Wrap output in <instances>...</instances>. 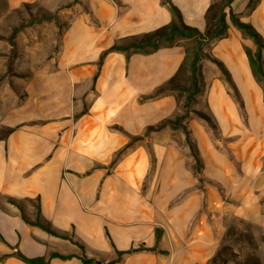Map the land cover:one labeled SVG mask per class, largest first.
Masks as SVG:
<instances>
[{
	"label": "crops",
	"instance_id": "crops-1",
	"mask_svg": "<svg viewBox=\"0 0 264 264\" xmlns=\"http://www.w3.org/2000/svg\"><path fill=\"white\" fill-rule=\"evenodd\" d=\"M187 26L206 30L215 0H170ZM49 68L28 84L25 98L0 117V258L20 250L81 254L69 240L28 225L8 202L39 199L43 218L85 246V254L116 264H209L227 228L264 232V90L246 51H256L230 12L264 39V0H233L227 37L205 52L221 62L231 84L209 60L196 110L184 121L202 161V179L188 165L185 135L171 128L127 145L150 126L181 112L180 93L149 98L174 80L191 42L150 54L110 51L130 36L173 20L163 0H82ZM102 59V64L99 62ZM264 69V50L262 51ZM11 129L10 133L7 130ZM158 231V238H157ZM155 249V251H152ZM0 264H26L16 257ZM49 264H83L78 258Z\"/></svg>",
	"mask_w": 264,
	"mask_h": 264
},
{
	"label": "rangeland",
	"instance_id": "rangeland-1",
	"mask_svg": "<svg viewBox=\"0 0 264 264\" xmlns=\"http://www.w3.org/2000/svg\"><path fill=\"white\" fill-rule=\"evenodd\" d=\"M81 8L87 9L82 0H0V117L25 98L27 86L35 75L53 64L63 34L76 10ZM192 45L189 43V47ZM170 86L168 92L180 93L179 104L183 107L185 97L191 93L187 75H178ZM197 104L195 100L182 111L188 116L191 112L195 115ZM5 132L0 128V136ZM183 145L188 148L189 167L197 172L200 167L186 135ZM20 204L32 219L35 201ZM215 257V262L209 264H264V232L256 226L233 223L227 228Z\"/></svg>",
	"mask_w": 264,
	"mask_h": 264
},
{
	"label": "trees",
	"instance_id": "trees-1",
	"mask_svg": "<svg viewBox=\"0 0 264 264\" xmlns=\"http://www.w3.org/2000/svg\"><path fill=\"white\" fill-rule=\"evenodd\" d=\"M232 1L233 0H221L220 2H216L215 0L207 10V13L205 15L206 30L205 32H200L198 29L187 26L184 23L183 16L180 10L173 3H171L170 0H163V3L167 5L173 16V20L169 24L152 32H148L138 36L127 37L123 39L121 43L113 45L109 50H107L103 54V57L106 53L110 51H122V52L135 51L142 54H150L162 47L173 46L179 40L182 39L191 40L190 43H192L193 45L190 47L188 45L186 49V56L184 63L178 73V75L180 74L187 75L191 90V93H189L185 97L186 101L184 106L183 107L180 106L181 112L173 119H166L161 121L159 124L155 126L148 127L142 135L131 137L127 147L133 145V143L136 141L148 138L151 133L158 132L165 128H171L173 130H182L186 135V141L190 145L193 151V155L200 167L199 169H197V172H195V175H197L200 178V180L202 179L201 177L202 161L199 156V152L197 150L195 143L190 138L189 130L184 125V121L187 119L188 114L183 112L182 108L188 107L190 103H192L195 100L197 101V95L201 92V84L203 80V75L201 71V62L203 60H209L213 64H215L221 70L226 81L231 84L229 74L224 68L223 64L218 60H216L215 58L208 55L205 52V48L210 42L227 37L229 25L227 23L226 10L230 8ZM229 18L233 26L236 27L243 34V36L251 39L256 46L255 52L247 50L246 53L248 56L249 64L252 69L253 75L257 80V82L263 87L264 90V69L262 62L264 39L251 25L243 23L234 13L230 12ZM103 57H101L99 65L102 64ZM173 81L174 80H171L169 83L159 87L153 95L148 97V99L155 98L171 90L172 86L170 85ZM193 112L199 119L205 121L211 128L215 129V126L211 118L204 111L195 109L193 110ZM10 132L11 129H8L7 133ZM29 201H35V213L32 219L26 216L20 204L21 201L8 198V202L15 205L19 209L23 217V220L28 225L37 227L41 229L43 232L53 237L60 238L63 240H69L72 244L76 245L80 249L81 254L63 255L57 252H50L46 258L44 257L29 258L25 256L20 250L17 249L16 252L12 254L2 256L0 260L12 256L18 258L19 260H21L26 264H49L50 260L54 258H58L61 260H68L75 257L78 258L83 264H116L125 254L141 251V250H147L146 248L141 246L138 249H131L126 252L116 251V255H117L116 259L111 260L107 263L90 258L85 254L84 245L74 242L72 239L69 238V234H64L62 232L55 230L43 218L39 205V199L29 200ZM157 238H158V231H157ZM0 239L3 242H5L1 234H0ZM152 251H155V249H152ZM215 260L216 257L214 256L209 262L214 263Z\"/></svg>",
	"mask_w": 264,
	"mask_h": 264
}]
</instances>
